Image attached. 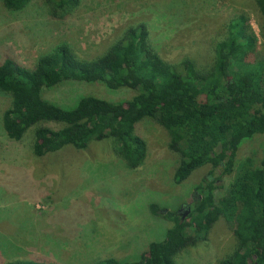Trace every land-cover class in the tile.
<instances>
[{
  "label": "rangeland",
  "instance_id": "obj_1",
  "mask_svg": "<svg viewBox=\"0 0 264 264\" xmlns=\"http://www.w3.org/2000/svg\"><path fill=\"white\" fill-rule=\"evenodd\" d=\"M240 16L256 37L255 54L264 57V22L255 0H80L61 21L50 17L41 0H32L20 12L6 10L0 0V60L8 54L31 67L63 43L78 57L91 58L102 51L107 37L131 21L146 24L153 46L167 61L194 56L200 66L210 62L211 46L230 34V21ZM84 95L124 102L133 93L108 91L98 83H64L44 92L46 99L64 105ZM8 105V97L0 95V264L137 261L171 228L164 215L186 216L198 196L195 188L217 180L218 172L211 176L204 167L175 184L179 155L169 150L168 132L152 119L139 125L147 154L135 170L116 156L110 139L84 151L65 147L36 158L29 134L20 142L7 139L1 116ZM263 156L264 135H258L241 144L234 168L247 162L254 169ZM151 204L157 206V216L151 214ZM233 243L231 225L220 218L207 240L184 249L175 264H215L232 252Z\"/></svg>",
  "mask_w": 264,
  "mask_h": 264
},
{
  "label": "trees",
  "instance_id": "obj_2",
  "mask_svg": "<svg viewBox=\"0 0 264 264\" xmlns=\"http://www.w3.org/2000/svg\"><path fill=\"white\" fill-rule=\"evenodd\" d=\"M1 1L6 10L20 12L32 0ZM41 1L59 21L80 4ZM255 2L264 22V0ZM229 27L230 34L211 46L210 62L200 66L194 56L167 61L153 46L146 24L131 21L107 37L102 51L91 58L78 57L65 43L40 55L31 67L8 54L1 56L0 95L9 99L2 128L12 142L29 134L34 157L65 147L84 151L93 142L110 139L116 156L135 170L147 154L139 125L152 119L168 132V148L179 155L175 184L199 168L209 167L211 176L218 172L217 180L195 188L198 196L186 216L164 215L171 228L137 261L106 258L96 264H175L184 249L207 240L220 218L231 225L234 243L232 252L215 264H264V156L254 169L247 162L234 168L241 144L264 135V57L255 54L256 37L243 16L232 19ZM64 83H98L108 91L125 89L133 95L124 102L84 95L68 105L44 97L45 91ZM225 176L230 179L216 185ZM149 209L157 216L155 204Z\"/></svg>",
  "mask_w": 264,
  "mask_h": 264
}]
</instances>
